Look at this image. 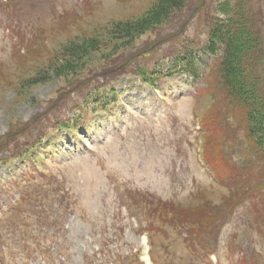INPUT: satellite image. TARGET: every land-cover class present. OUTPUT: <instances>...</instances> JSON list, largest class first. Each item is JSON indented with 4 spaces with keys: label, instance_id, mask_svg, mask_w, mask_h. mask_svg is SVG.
Segmentation results:
<instances>
[{
    "label": "rangeland",
    "instance_id": "rangeland-1",
    "mask_svg": "<svg viewBox=\"0 0 264 264\" xmlns=\"http://www.w3.org/2000/svg\"><path fill=\"white\" fill-rule=\"evenodd\" d=\"M154 1L0 0V264H87L110 250L118 264H132L125 256L152 225L141 215L150 202L187 215L224 211L210 220L219 227L212 239L204 233L193 245V234L170 223L150 229L159 264H264V164L234 188L232 151L245 146L243 137L208 139L215 119L204 74L215 58L202 51L201 13L180 28L188 10L173 12L127 48L110 40L111 22L138 18ZM85 37L99 49L69 67L61 49ZM189 54L201 61L195 80L183 73ZM45 65L52 67L45 81L25 82ZM196 117L207 130L196 128ZM200 134L205 158L209 146L220 156L213 169L221 183L199 160ZM32 161L43 176L27 174V167L37 172ZM204 244L214 247L216 263L201 253Z\"/></svg>",
    "mask_w": 264,
    "mask_h": 264
},
{
    "label": "trees",
    "instance_id": "trees-1",
    "mask_svg": "<svg viewBox=\"0 0 264 264\" xmlns=\"http://www.w3.org/2000/svg\"><path fill=\"white\" fill-rule=\"evenodd\" d=\"M187 3V0H155L152 6L138 18L111 22L108 30L110 40L114 41L113 47L119 48L115 42L117 40H120V46L130 47L136 37L162 22H168L173 12L180 11L183 15ZM258 3L257 9L254 10L255 0L218 1L216 9L224 14L225 18L209 19L206 50L215 54L217 48L221 47L222 54L217 59V63L211 66L208 86L203 90L212 103L208 111L215 119L214 133L212 138L208 135L209 141L211 143L217 139L221 141L225 136H231L229 140L235 141L239 138L240 132H244L245 146L241 149V153L242 155L246 153L249 157L246 169L250 174L259 171V167L264 164V12L262 0H258ZM69 43L67 42L60 51L64 56L69 57L67 60L64 58L69 67L73 65L71 59L77 60L86 56L87 50L99 49V42L94 38L85 37L80 41ZM49 55L52 56L51 53ZM121 55L125 61V52ZM47 62L48 60L45 59V63ZM40 67L43 66L39 65L38 68ZM43 69L46 70L39 72L37 70L25 82L35 84L45 81L52 67L46 66ZM188 71L190 74L195 73L194 69ZM225 139L229 141L228 138ZM210 157L216 158L212 155ZM165 205L173 215L172 221L179 225L184 221H190L207 229L218 230L214 221H210L217 209L207 206L208 215L203 213L187 215L175 205L170 203ZM198 207L202 208L206 205ZM206 220L210 221L211 227L205 224ZM198 235L204 237V231L201 230L196 236Z\"/></svg>",
    "mask_w": 264,
    "mask_h": 264
}]
</instances>
